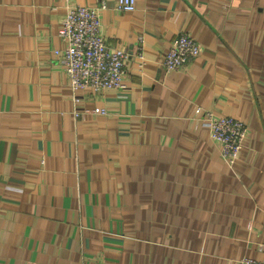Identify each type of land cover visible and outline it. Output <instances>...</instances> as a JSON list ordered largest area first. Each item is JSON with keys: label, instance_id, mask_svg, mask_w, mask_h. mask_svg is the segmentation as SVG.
<instances>
[{"label": "crops", "instance_id": "1", "mask_svg": "<svg viewBox=\"0 0 264 264\" xmlns=\"http://www.w3.org/2000/svg\"><path fill=\"white\" fill-rule=\"evenodd\" d=\"M70 4L98 1L0 0V264L261 259L264 0H108L125 87L98 93L71 90L55 51ZM181 33L200 52L168 70ZM207 111L247 127L232 166Z\"/></svg>", "mask_w": 264, "mask_h": 264}, {"label": "built area", "instance_id": "2", "mask_svg": "<svg viewBox=\"0 0 264 264\" xmlns=\"http://www.w3.org/2000/svg\"><path fill=\"white\" fill-rule=\"evenodd\" d=\"M97 1L98 6L67 5L63 23L57 32L64 47L55 51L59 54L68 85L73 91L88 87L98 93L107 88L125 87L124 61L128 53L125 48L110 46L105 42L100 32L98 9L106 8L108 0ZM135 5L136 0H115L114 8L131 11ZM199 52L200 44L196 39L181 33L166 49L162 63L168 70L176 69ZM139 59H143L142 52L139 53ZM204 120L211 137L219 144L221 157L232 166L247 137L245 123L229 115H214L211 111L206 112ZM262 246L261 259L244 256L238 264H264V240Z\"/></svg>", "mask_w": 264, "mask_h": 264}, {"label": "rangeland", "instance_id": "3", "mask_svg": "<svg viewBox=\"0 0 264 264\" xmlns=\"http://www.w3.org/2000/svg\"><path fill=\"white\" fill-rule=\"evenodd\" d=\"M67 76V75H66Z\"/></svg>", "mask_w": 264, "mask_h": 264}]
</instances>
